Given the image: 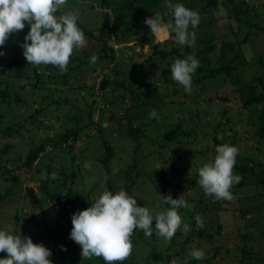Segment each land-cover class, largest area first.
<instances>
[{
    "label": "rangeland",
    "instance_id": "obj_1",
    "mask_svg": "<svg viewBox=\"0 0 264 264\" xmlns=\"http://www.w3.org/2000/svg\"><path fill=\"white\" fill-rule=\"evenodd\" d=\"M111 1L120 5L127 0ZM171 2L197 11L201 19L198 27H189L196 34L192 46L179 45L169 31L163 46L190 50L168 58L154 51L156 41L145 23L141 28L111 27L115 58L95 64L89 62L91 55L104 53L103 42L85 36L87 46L74 51L63 74L57 67L28 64L20 47L30 30L27 24L0 47L5 53L0 56V230L50 245L43 209L50 227L57 220L68 223L71 216L64 219L53 208L60 202L47 199L44 182L51 192L72 188L78 204L76 209L70 205L68 214L90 207L104 190L123 189L153 214L169 207L162 197L183 194L193 207L178 211L190 230L184 232L181 225L169 241L156 233L155 221L151 236L137 229L125 264H150L149 256L156 257L154 264H170L173 259L178 264H264L258 261L260 256L264 260V136L259 135L264 99L243 105L254 97L248 84L257 94L264 92L256 80L261 76L264 82V64L258 62L264 55V0ZM157 9L165 23L172 19L165 0L148 11L154 16ZM65 10L78 12L79 21L95 29L104 23L105 13L113 14L102 0H68ZM115 22L111 19V26ZM157 35L163 38L164 31ZM188 55H194L200 66L192 75L191 91L185 92L172 79L171 65ZM228 63L236 65L231 75L212 71ZM104 77L109 83L102 89ZM134 126L141 129L137 135L129 131ZM173 128L179 132L167 140L164 135ZM216 140L236 146V163L248 169L245 184L232 186L230 201L206 195L198 184V169L214 160ZM105 142L114 151L109 161L112 189L105 182ZM39 146L40 160L29 167L26 158ZM36 164L61 175L45 179ZM234 174L242 177L240 169L234 168ZM28 187L41 197L38 206ZM197 214L203 218L202 226L196 223ZM193 249L203 250L205 258H192ZM5 257L0 252V258ZM49 258L60 264L58 257Z\"/></svg>",
    "mask_w": 264,
    "mask_h": 264
},
{
    "label": "clouds",
    "instance_id": "obj_2",
    "mask_svg": "<svg viewBox=\"0 0 264 264\" xmlns=\"http://www.w3.org/2000/svg\"><path fill=\"white\" fill-rule=\"evenodd\" d=\"M67 3L68 0H0V47L6 44L10 35L22 31L27 24L30 30L20 47L28 64L50 65L57 67L61 74L67 72L74 51L87 46L85 34L78 26L79 13L65 10ZM165 6L172 14V19L167 23L159 12L144 21L154 40L163 41L157 34L162 31L169 34L171 31L175 33L176 43L192 46L196 34L194 31L190 33L189 27H198L200 14L181 3L173 4L171 0H165ZM3 55L5 53L0 51V56ZM97 60L98 55L93 52L89 62L95 64ZM199 66L200 62L194 55L177 58L171 65V77L183 86L185 92H190L192 75ZM155 116L153 110L151 117ZM215 152L214 160L198 169V184L206 195L230 201L233 199L232 186L242 179L234 174L239 149L223 144L218 145ZM89 166L85 164L86 168ZM43 175L45 179L49 178L47 171ZM50 178L56 180L58 174L52 172ZM107 178L105 174V182ZM162 199L169 207L153 214L148 207L138 206L137 199L123 189L115 193L104 190L90 207L72 214L69 238L81 247L82 259L98 257L105 264H123L132 254L131 237L137 229L142 230L145 236H151L155 221L156 233L169 241L181 225L184 232L190 230L178 211L193 207L184 195L173 199L168 194ZM195 219L198 226L203 225V218L199 214ZM61 248L67 250L64 246ZM0 252L6 253L5 258H0V264H53L49 259L52 252L43 243H34L29 236L7 230H0ZM189 255L196 260L205 258L204 251L200 249L191 250ZM170 264H178V261L173 259Z\"/></svg>",
    "mask_w": 264,
    "mask_h": 264
},
{
    "label": "trees",
    "instance_id": "obj_3",
    "mask_svg": "<svg viewBox=\"0 0 264 264\" xmlns=\"http://www.w3.org/2000/svg\"><path fill=\"white\" fill-rule=\"evenodd\" d=\"M159 0H127L124 3H121L120 5H114L112 4L111 0H102L103 7L107 9H111L113 11V14H110L109 12L105 13V21L104 23L99 27V28H90L83 23H81L78 20V26L83 30L84 34L86 37L93 38L96 41H102L103 42V50L104 53L102 55H99L98 59H114V47L111 45V37H110V28H121V27H142L143 23L146 18H149L152 16V12L148 11L151 7L158 6ZM160 12V9H157L155 13ZM243 13V12H242ZM241 13V14H242ZM111 19H114L115 24L111 26ZM264 30V27H262ZM249 35H246L241 41L246 42L248 39ZM170 38L164 39L163 41L159 42H154V51L158 54V56L162 58H168L169 56L172 55H178L180 54L181 51H188L190 50L188 47H181L178 46L176 48H171L167 49L165 46L162 44L166 43ZM258 62L264 64V55H261L258 59ZM234 64V63H233ZM11 66V64L8 65V67ZM234 67L232 68V63H228L226 65H223V67H217L214 68L212 71L215 74L225 72L229 75L232 73V69L234 70L236 65H233ZM6 67H3L2 70H5ZM168 71V70H167ZM166 71V72H167ZM35 75H37V71L35 72ZM232 77V76H231ZM234 78V77H232ZM257 81L261 85L264 86L263 82V77L259 76L256 78ZM109 83V77H104L101 81V88L105 89L107 84ZM150 84V83H147ZM247 88L252 92L253 98L252 99H247L244 100L243 105L244 108L252 105L253 103H262L264 99V92L262 93H256L255 87L251 86V84H248ZM149 104V103H148ZM260 132L259 135L264 136V117L261 116V125H260ZM129 131L132 134L137 135L139 132H141V129L137 126L131 127ZM179 132V129L173 128L170 131L165 133V138L167 140H174L176 138L177 133ZM130 133V134H131ZM72 137H77V132H74ZM222 141L216 140V147L218 145H223ZM106 145V157L103 159V163L106 166V172L107 174V180L109 183V188L112 189L111 186V179L109 177V161L114 155L113 148L105 142ZM43 146H39L38 148L32 149V151L28 154L26 158L25 164L28 165L29 167L33 166L35 161L38 159L40 160V153L42 152ZM38 164V163H37ZM36 164V165H37ZM35 165V166H36ZM38 171L45 172L47 170L44 169V167H41L40 165H37L36 167ZM236 169H240V173L242 174V179L238 183V186H242L245 184V178L247 177V172L248 169L246 167H242L240 164H235ZM179 171V169L177 170ZM52 171L47 172L48 175H50ZM58 174V177L61 175L59 172H55ZM47 183L44 182L42 188H44L45 194L47 196V199H52V200H58L60 202V205L58 207L53 206V208L60 214L62 215L64 219H67L69 216H72V214H68L67 211L69 209V206L72 205L75 209L78 204V199H75L76 196L73 194V190L70 187L67 191H63L61 189H56L54 191H49L48 188L46 187ZM129 187H126L125 189L127 190ZM165 187H162L164 189ZM31 199L34 203V205L38 206V204H41V197H39L34 190L33 187H28L27 188ZM63 198H65L63 200ZM44 214L42 217V221L44 222V233L49 237L51 243L50 245L47 246L48 249L51 250L52 255L51 257H58V261H60V264H86L85 262L82 263L81 261H86L87 264H105V262L102 260H96L97 257H92L91 259H85L83 260L81 257V247L73 242L69 238V233L72 228V223L71 220L68 223H64L61 220H57L55 225L52 227L48 226L46 222V210L45 208L43 209ZM181 217L183 218V215L180 214ZM27 221H32V218L26 219ZM202 234V232H201ZM34 243H37L36 239H32ZM61 246H64L67 250L64 251L62 250ZM155 249H157V246H155ZM220 250V247H218ZM158 250V249H157ZM160 251V250H159ZM165 253H168V251H165ZM168 256V254H167ZM156 257H151L149 256V262L150 264H154V259ZM50 259V258H49ZM170 259V257H169ZM51 260V259H50ZM81 260V261H80ZM258 261H264L262 260V257H258ZM123 264H125L123 262ZM168 264V263H167Z\"/></svg>",
    "mask_w": 264,
    "mask_h": 264
},
{
    "label": "crops",
    "instance_id": "obj_4",
    "mask_svg": "<svg viewBox=\"0 0 264 264\" xmlns=\"http://www.w3.org/2000/svg\"><path fill=\"white\" fill-rule=\"evenodd\" d=\"M168 36H169L168 31H164V37L161 38V40L167 38ZM157 37L160 38L158 35H157Z\"/></svg>",
    "mask_w": 264,
    "mask_h": 264
}]
</instances>
